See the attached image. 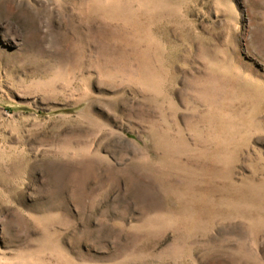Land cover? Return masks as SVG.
Instances as JSON below:
<instances>
[{
	"label": "rangeland",
	"instance_id": "374dc122",
	"mask_svg": "<svg viewBox=\"0 0 264 264\" xmlns=\"http://www.w3.org/2000/svg\"><path fill=\"white\" fill-rule=\"evenodd\" d=\"M0 264H264V0H0Z\"/></svg>",
	"mask_w": 264,
	"mask_h": 264
}]
</instances>
